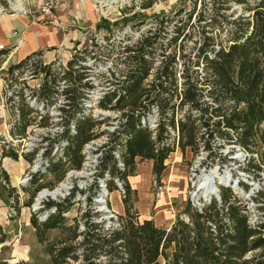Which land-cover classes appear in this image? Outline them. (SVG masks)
<instances>
[{"label":"trees","instance_id":"16d2710c","mask_svg":"<svg viewBox=\"0 0 264 264\" xmlns=\"http://www.w3.org/2000/svg\"><path fill=\"white\" fill-rule=\"evenodd\" d=\"M231 3L240 6L238 14L229 11ZM195 10L194 2L166 43L159 40L166 20L159 19L153 31L147 30L131 45L121 47L119 58L124 70L119 76L111 72L104 78L106 90L95 104L101 110L117 112L118 117L108 141L95 154L97 178L104 174L110 178L105 182L107 190H112V177L121 183L123 214L116 218L117 226L108 230L92 223L88 215L83 220V231L77 233L76 226L66 228L71 230L67 240L44 245L50 264H70L78 259L79 264H264L262 193L251 199L260 213L254 224L248 222L247 201L225 188L219 189V201L210 200L200 210L188 205L187 220L176 218L167 229L156 227L151 219L138 220L131 212L132 190L127 177L135 169V159L151 161L157 180L165 169L164 161L175 149L182 154L202 149L210 158L215 145L221 142L257 158H248L247 171L264 170V0H202ZM195 12L193 53H182L184 40L194 35L186 31V26ZM170 47L173 53H164ZM156 50L160 53H154ZM71 53L79 51L73 47ZM156 56L159 59L154 61ZM27 62H31L33 74L42 75L35 91L38 100L47 103L57 92L51 87L52 93L47 94L48 82L53 86L57 81L63 83L59 93L64 102L58 107L64 113L62 132L44 149L45 170L29 181L30 186L37 184L36 179L40 181L47 172L53 175L49 185H54L62 180L67 168L80 169L82 147L105 133L100 125L108 120L84 114L79 100L84 96L83 89L91 86L84 80L83 67L78 70L75 65V55H70L64 68L56 72L51 70L53 62L44 64L41 52H34L9 66L6 74ZM176 64L180 66L178 71ZM17 109L14 120L11 109L6 108L11 120L8 135L15 140L24 138L31 124L26 112H35L24 102ZM152 110L156 116L153 129L146 117ZM6 145L0 148V160H16V151ZM53 148L58 152L47 156ZM115 149H119L117 158ZM32 156L24 155L28 161ZM2 182L1 189L11 197L14 189L8 188L7 174L0 170ZM28 193L26 207L33 197ZM44 208H53V213L39 222L34 215L29 217L40 244L46 231L63 227L62 214L67 211L63 204L47 203ZM77 237L79 241L73 245ZM4 241L0 226V244Z\"/></svg>","mask_w":264,"mask_h":264},{"label":"rangeland","instance_id":"374dc122","mask_svg":"<svg viewBox=\"0 0 264 264\" xmlns=\"http://www.w3.org/2000/svg\"><path fill=\"white\" fill-rule=\"evenodd\" d=\"M201 1L202 0H126L129 9H126L125 15H123V13L118 15L116 12L106 13L87 3L82 4L76 1H69L65 7L58 12V22L56 25L36 22L40 25L55 29L57 31V37L60 38V40L66 38V47H63L61 44V46H58V49H69L71 51L74 47L75 50L79 51V53H71V55H75V65L79 66L78 70H80V67H83L81 72H84V80L91 86V88H87V90L83 89V102L79 100V103L83 111L88 109L85 113L90 115L93 119L102 120L107 118L108 121L100 125V130H103L105 133L82 147L81 154L83 160L80 169L67 168L63 173L62 180L54 185H49L53 181V175L46 172L40 177V181H38L39 178L36 179L37 184L30 186L28 183L24 192L17 181L15 183L13 182L12 175L4 166L5 160H8L13 165L21 166V172L17 176L19 180L22 173L27 170L28 164H30V161L26 160L24 155L27 156L32 153L25 152L22 154V152L28 147L33 150L40 148L45 149L48 147L49 143H52L56 137L60 135L59 131H62L63 128L62 121L64 113L59 111L58 107L63 103V96L59 93L63 83L59 87L61 81H57L55 86L48 82V86L50 87L46 89L47 94L49 92L52 93L51 87H53L54 91L57 89V92H53L55 95L53 94L50 99H47L46 106H42V109L48 115L59 113V121L49 120V118L38 120L36 118L37 115L26 112L27 118L31 120V124L25 130L24 142L13 143L15 139H11L8 135L11 120H5L6 118L4 119L0 116V148L2 145L6 147V144H8L13 147L17 153L16 160L10 158H2L0 160V170L5 171L8 177V188L14 189L12 196L9 197L0 186V226L5 234V241L0 244V264H50L49 257L45 253L44 245L67 240L69 236H71V230H65L66 228L76 226V232H80V227L84 229L83 220L87 215L92 223H98L102 226L107 225L108 214L99 211V206L94 202V200L98 198V194H102L104 189L108 192L105 206L109 211L115 214L116 218H118V214L115 213L113 209V207L118 206V203H116L115 200L111 201L113 199V193L116 194L118 201H122L120 191L114 182L116 177L111 178L112 190L109 192L105 187V182L110 178L106 174H104L103 178H97L96 176L98 155L95 154V151L108 141V134L114 130L118 114L117 112L104 111L97 108L93 101L88 102V97L91 95L98 96L106 90L107 83L104 78L111 72L119 76L124 70V65L121 63L122 58H119L121 47L124 45H131L132 41L139 38V36L147 30L153 31L157 28L156 21L159 19L166 20L163 23V30L160 35L161 39L159 38L160 42L163 44L166 43V41L174 35V28L185 20L186 14L191 11L193 3L195 2V11H197ZM206 1L207 0H205V2ZM27 10L30 11L32 9L27 8ZM180 10V14L176 16L175 14ZM229 11H234V15H236L240 12V6L231 3ZM195 14L196 12L191 14L190 22L187 23L186 26V31L194 35L192 39L184 40L182 53H193V41L197 31V26H194ZM4 15H16L33 22L32 12L26 14L7 13ZM2 16L3 15H0V17ZM154 17L157 18L154 19ZM72 33L76 34L74 40L69 36V34ZM154 53H160V51L156 50ZM164 53H173L172 47L166 48ZM175 53L178 52L175 51ZM59 59L65 62L62 58ZM158 59L159 57L156 56L154 61ZM9 62V58L1 60L0 69L7 68ZM179 67L180 66L176 64L177 71ZM197 73H199V71H197ZM175 74V77L178 78L177 72ZM47 80L49 81L50 78ZM37 83H41L39 77L31 80L29 85H35ZM86 106L89 107L86 108ZM146 117L148 126L153 129L156 122L154 110H152L150 114H147ZM45 138L48 140H45ZM215 147L216 148L211 151L210 158H207L208 152L202 149H198L196 153L185 150L183 154L178 149H175L169 154V160L164 162L165 169L157 180L152 174V166L149 170L146 164L149 162L135 159V163L137 162V164H139V173L146 175L151 174V177L139 183L138 193H136V191L131 192V212L136 214L138 218L140 212L148 209L149 215L151 218L155 219L156 222L163 221L167 213H170L174 219L180 218L186 221L187 206L189 205L192 207V202L189 197L192 190L196 187V184L191 185V182H195L202 174H206L210 170L215 169L219 175H223L225 172L229 173L233 182L232 187H220L217 185L218 190L220 188L229 189L233 195L241 200L247 201L248 220L250 223L254 224L258 220L260 213L255 209V205L251 199L255 198L258 193L264 194V170L259 172L255 170L247 171L248 158L253 157L255 161L257 158L246 151L237 149L235 145H227L219 142ZM118 151L119 149L113 151L116 158L118 156ZM50 153H48L47 156H49ZM42 154L45 155V150L42 151ZM32 158L33 157H31V159ZM211 159H213L212 162ZM203 161H206L205 165H202ZM61 169H63V166ZM71 172H82L83 175L80 177L68 176ZM133 174L134 171L132 175ZM99 181H102V185H104L102 191H100L99 188ZM167 181H169V183ZM118 182L120 183V181ZM60 183L70 186L65 196L63 198L56 197L55 199L46 197V201L45 199L40 201V205L43 204V208L33 211L31 206L33 207L35 204L38 192L41 190L52 191V189L58 187ZM0 185H3V183H0ZM236 186L238 190L234 189ZM130 189L132 190V188ZM240 190L242 194H239ZM28 192H31L33 197L31 198L29 206L26 207L24 204L29 201L30 194ZM15 193H17V200L15 199ZM162 198H164V202L158 204L157 201ZM207 200L208 199L201 198L199 202L200 208L210 200L215 199L211 196L208 202ZM47 203L63 204L67 207V211L62 214L64 219L62 224L63 227L46 231L44 243L40 244L35 237L33 228L29 225L28 218L30 215H34L36 221L39 222L42 220L43 212H46L47 215L52 214V210L44 208V205ZM78 237L72 242L73 245H76L75 243L79 241ZM104 259L105 258H102V260ZM69 263L79 264L80 259L75 262L69 261Z\"/></svg>","mask_w":264,"mask_h":264},{"label":"built area","instance_id":"2783aa9c","mask_svg":"<svg viewBox=\"0 0 264 264\" xmlns=\"http://www.w3.org/2000/svg\"><path fill=\"white\" fill-rule=\"evenodd\" d=\"M69 1H76L79 3H88L90 5H93L94 7H97L100 11L103 10L106 13L116 12L118 15H120L121 13H123V15H125L126 9L127 8L129 9L128 4H126V0H0V15H4L7 13L26 14V13L32 12L33 21L45 22V23H49L52 25H56L58 22L57 13L60 12ZM27 8H30L32 10L29 11V10H27ZM11 34H12V36L15 37L14 42L9 47H5L3 45H0V52H2V54L0 56L1 60H5L8 58L11 59L10 63L7 65V68L9 66L13 67L19 62V61H17V59L15 58L13 53L18 48V46L21 44V33L13 30L11 32ZM49 62H53V65L51 66V70L56 71V72H60L61 69L64 68V65H65V62L60 61L59 58H54L53 60H51ZM49 62H46V63L43 62V63L47 64ZM7 68H5V74L3 75L2 79H1V97H2V101H3L5 108L11 109L12 119H14V120L17 119V117H18L17 106L21 102H24L30 109L35 111L34 114L37 115L36 118L38 120L43 119V118H49V120L59 121V119H60L59 113L54 114V115H50V114L48 115L42 109V106H44V105L46 106V102H45V100H38V97L35 94V91L39 88V83H37L35 85H29L31 80H34L36 77H39L41 79V76H42L41 74H33L32 69H31V62H27L26 64H24L19 69L12 70L11 73L6 74ZM61 85H62V82L60 83L59 87ZM61 88H63V85L60 87V89ZM100 95H98V96H92L91 95L90 97H88L89 98L88 102L93 101L96 104V101L100 97ZM80 101L83 102V99H80ZM62 102H64V101L62 100ZM88 107L89 106H86V108H88ZM85 111L87 112L88 109H85ZM85 111H84V114H86ZM42 130H43V128H42ZM70 130L71 131L73 130L72 125H70ZM59 132L61 133L62 131H59ZM170 134L174 135L173 132H171V131H170ZM17 142H24V138L16 139L15 141H13L14 144ZM43 150L44 149H42V148L37 149V150H33L30 147H28L27 149H25L22 152V154H24L25 152H27V153L32 152L31 154L33 155L32 156L33 158L31 159L30 164H28L27 170L22 173V175L20 176V178L18 180V185L20 187H24L25 185H27L33 175L42 173L45 170V167L47 165V159L42 157V151ZM57 152H58L57 148H53L50 155L53 156ZM117 165H118V167H121L120 163H118ZM196 181L191 182V185L196 184ZM114 182L116 183V186L118 187L120 194L122 195L120 183L118 182V180L116 178H115ZM59 185H58V187H59ZM217 185L221 187V185H219V184H217ZM217 185L214 187L215 194L211 195L214 197L215 200H216L217 194L219 195V190L217 188ZM58 187H55L52 190H55ZM99 188H100V191H102L103 190L102 188H104V185H102V181H99ZM42 191H44V190H41L40 192H38V194L41 193ZM196 191H197V188L195 187V189H193L191 194H190L189 198H190L191 202H192L191 196ZM239 192L242 194L241 190ZM65 193H66V191L62 192V196L56 195V196H54L53 199H55L56 197L57 198H63L65 196ZM99 195L100 194H98V196ZM105 196L107 197L106 190H105ZM211 196L206 198V199H208L207 202L210 200ZM46 197H49V196L48 195L43 196L42 199H45V201H46ZM247 197H248V195H247ZM42 199L39 200L38 209L43 208V204L40 205V201ZM202 199H205V198H202ZM200 200H201V198H200ZM200 200L197 203L192 202V207L196 208L197 210H200L201 209L200 203H199ZM94 202L96 203V199L94 200ZM31 208L33 211H35L32 206H31ZM105 209H106V213L108 214V219H107L108 224L103 226V229L108 230V229H112V228L116 227L117 224L115 223V221H116L115 214L112 213L111 211H109L107 208H105ZM50 210L53 211L54 209L51 208ZM42 214H43V217H42V219H43L47 214H46V212H43ZM110 219H111V221H110ZM250 224H252V223H250ZM81 231H83V227H80V232Z\"/></svg>","mask_w":264,"mask_h":264},{"label":"crops","instance_id":"0c3cea01","mask_svg":"<svg viewBox=\"0 0 264 264\" xmlns=\"http://www.w3.org/2000/svg\"><path fill=\"white\" fill-rule=\"evenodd\" d=\"M36 22L38 21L30 22L28 19L16 15H3L2 17H0V44L4 45L5 47H9L15 40V37L12 36L11 34V32L15 30L18 32H22L21 44L13 53L17 61H20L21 59L27 57L28 55H31L32 53L39 51L41 52V61L44 63L49 62L54 58H62V60L66 62L70 58L71 51L69 49L67 50L58 49V46H61V44L63 45V47H66L67 45L66 38L60 40V38L57 37V31L55 29L49 28L44 25H40L39 23ZM75 35H76L75 33L69 34V36H71L73 40L75 39ZM1 54L2 52H0V56ZM4 74H5V69H0V87H1V79ZM0 116L3 117L4 119L6 118L5 120L10 119L8 111L6 110L1 100V90H0ZM167 160H169V156L164 162H167ZM145 162H149L146 164L148 165L150 170L152 166L151 161H145ZM4 166L8 170V172L12 175L13 182L14 183L16 181L18 182L17 176L21 172V166L13 165L8 160H5ZM150 177L151 174L146 175L139 173V164H137L136 162L134 174L130 177H127V182L130 188H132V191L134 192L136 191V193H138L139 183H141L146 179H150ZM167 182L169 183V181ZM112 198L113 199L111 201L115 200L116 203H118L117 207H113L114 212L117 213L118 215H121L123 213L122 203L118 201L115 193L112 194ZM163 202H164V198L157 201L158 204ZM164 217L165 219L163 221L156 222L155 219L151 218V216L149 215V211L147 209L146 211L139 213L138 220L151 219L156 227L167 229L170 227V225L174 222L175 219L170 213H167V215H165Z\"/></svg>","mask_w":264,"mask_h":264},{"label":"bare ground","instance_id":"6f19581e","mask_svg":"<svg viewBox=\"0 0 264 264\" xmlns=\"http://www.w3.org/2000/svg\"><path fill=\"white\" fill-rule=\"evenodd\" d=\"M82 175H83L82 172H71L68 176L80 177ZM217 184L222 185L224 187H232L233 182H232V179L229 173L225 172L223 173V175H219L214 169V170H210L206 174H202L196 183L197 191L194 192L193 195L191 196L192 202L197 203L200 200V198L206 199L209 196L214 195L215 194L214 187ZM68 189H70V186L68 184L63 185L61 183L59 187L55 190L42 191L41 193L38 194L37 200L35 204L33 205V209L34 210L38 209L39 200L42 199L43 196L48 195L50 198L53 199L54 196L56 195L62 196V192L67 191ZM234 189L238 190L237 186L234 187ZM105 201H106L105 190H103L102 194H100L98 198L96 199V203L99 206V211H101L104 214H106Z\"/></svg>","mask_w":264,"mask_h":264},{"label":"water","instance_id":"95a60500","mask_svg":"<svg viewBox=\"0 0 264 264\" xmlns=\"http://www.w3.org/2000/svg\"><path fill=\"white\" fill-rule=\"evenodd\" d=\"M221 187H224V186L221 185ZM239 194H241V193L239 192ZM216 200L219 201V195L218 194L216 196Z\"/></svg>","mask_w":264,"mask_h":264}]
</instances>
